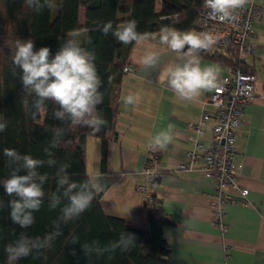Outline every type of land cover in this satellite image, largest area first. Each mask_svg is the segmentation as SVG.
Returning <instances> with one entry per match:
<instances>
[{"label":"crops","instance_id":"crops-1","mask_svg":"<svg viewBox=\"0 0 264 264\" xmlns=\"http://www.w3.org/2000/svg\"><path fill=\"white\" fill-rule=\"evenodd\" d=\"M117 1L118 6L129 5V0ZM262 11L261 19L253 23L254 52L241 58V67L253 75V97L242 109L243 122L234 142L237 178L247 192L244 198L228 195L223 231L212 221V187L198 169L200 163L189 171H176L184 152L192 147L185 122L202 109L211 110L205 103L209 92L197 103L176 97L162 77L177 57L158 39L133 43L131 47L128 64L132 73L120 79L117 114L113 130L107 133L103 168L99 164L98 140L86 138L85 171L92 182L102 185L98 199L102 211L146 226L145 205L135 186L145 183L142 170L150 135L174 125L173 141L166 149L154 151L157 177L150 188L160 214L169 221L161 227L169 264H264V2ZM122 18L117 11L115 19ZM78 21H82L81 7ZM150 50L159 53L160 63L146 69L140 61ZM200 55L202 64L219 65L222 76L230 72L231 67L218 64L202 52ZM130 93H138L140 101L125 106L122 97ZM212 124L213 119H208L195 136L202 145L209 141ZM71 126L74 130L84 128Z\"/></svg>","mask_w":264,"mask_h":264},{"label":"trees","instance_id":"trees-1","mask_svg":"<svg viewBox=\"0 0 264 264\" xmlns=\"http://www.w3.org/2000/svg\"><path fill=\"white\" fill-rule=\"evenodd\" d=\"M202 4L203 0H129V5L118 6L117 0H57V7L51 16V10L44 9L36 13L25 6L23 0H0V114L9 121L6 131L0 133V180L6 179L11 171L6 166L3 150L16 149L21 154L46 159L43 149L51 140L53 127H62L65 132V142L53 150L54 158L71 165L69 172L73 180L83 182L89 179L85 171V141L88 137L98 140L99 164L103 168L107 133L113 130L117 114V92L123 75L122 68L129 66L128 56L133 44L122 45L111 33L104 36L98 26L111 21L115 28L120 23L135 19L140 32L156 33L163 26L189 30L194 28L193 22ZM79 7L82 8L81 23L78 21ZM117 11L123 15L120 21L115 19ZM173 15L175 18H172ZM166 16L171 18L160 20ZM73 31L80 32L79 38L83 45L95 53V63L103 82L100 91L104 93V101L99 110L108 123L95 134L88 128L74 130L69 123L54 120L51 102L48 112L43 113L41 119L40 115L32 119L23 106L25 99L31 104L32 97L22 88L18 77L12 74V55L17 39H32L36 48L47 46L54 54ZM202 55L218 64L249 72L241 67L232 49L218 51L213 48L202 52ZM39 171L47 173L49 177L44 186L46 196L40 211L34 213L35 223L27 230L11 222L7 204L13 197L6 195L0 187V200L5 203V207L0 209V264H7L5 247L21 231H26L31 237H43L51 232L52 221L60 215V208L67 203L63 200L55 210H49L48 197L57 187L54 175L56 169L44 167ZM155 180L156 177L152 179L151 186ZM100 194L96 193L88 211L63 226V235L53 242L50 249L42 250L36 259L30 256L18 264H169L161 231V227L169 221L160 214L153 194L152 202L145 205L146 226L106 215L98 203ZM121 231L135 236V247L130 251L117 250L111 254L112 259L108 258L109 254L99 258L93 255L90 260L84 256L81 244L95 239L104 246L118 239ZM73 236L78 238L79 243L71 242Z\"/></svg>","mask_w":264,"mask_h":264},{"label":"clouds","instance_id":"clouds-1","mask_svg":"<svg viewBox=\"0 0 264 264\" xmlns=\"http://www.w3.org/2000/svg\"><path fill=\"white\" fill-rule=\"evenodd\" d=\"M25 6L36 13L44 9L57 7V0H23ZM249 0H203V6L212 19L233 22L239 18V12ZM135 19L127 20L113 26L111 21L98 26L104 36L109 33L122 45L141 44L151 40L159 41L160 45L177 57L167 67L162 79L168 88L181 101L197 103L206 92L218 90L222 86L223 69L216 64H202L201 52L210 51L219 42L220 37L208 31L178 30L175 27L163 26L158 33L140 32ZM78 31L68 34L58 50L53 54L50 47L36 48L32 39H17L12 55V74L18 77L22 88L31 95V104L25 99L23 106L32 119L48 112L52 105V118L61 123L88 128L93 134L107 126L99 106L104 101V93L100 91L102 79L95 63L96 56L89 51L79 38ZM90 42V41H89ZM152 45L149 44V48ZM142 65L151 69L160 63L159 53L148 51L142 58ZM19 70V71H17ZM111 79V78H109ZM125 106L136 105L140 95L128 94L122 97ZM9 121L0 114V133L6 131ZM52 136L47 147L43 149L46 159L35 158L30 154H21L16 149L5 148L3 156L6 166L11 170L6 179L0 180V187L6 195L13 197L8 201L9 218L22 230H27L35 223L34 213L40 211L46 196L44 186L49 177L39 169L55 168L56 190L48 197L49 210H55L63 200L67 203L60 208V215L52 221V231L43 237H31L21 231L18 237L5 247L7 264H18L22 259L38 258L42 250L50 249L53 242L63 235V226L77 220L88 211L97 192L102 185L92 180L77 182L69 172V163L58 162L54 158V149L64 143L65 132L62 127H53ZM174 125L150 135L147 147L150 150H164L173 141ZM25 173V174H20ZM5 207L0 200V209ZM72 243H79L73 236ZM135 247V236L121 231L118 239L101 246L98 240L81 244L86 258L95 255L102 257L117 250L128 252ZM35 254V255H34Z\"/></svg>","mask_w":264,"mask_h":264},{"label":"built area","instance_id":"built-area-1","mask_svg":"<svg viewBox=\"0 0 264 264\" xmlns=\"http://www.w3.org/2000/svg\"><path fill=\"white\" fill-rule=\"evenodd\" d=\"M264 0H249L239 12V18L233 22L212 19L203 4L197 11L193 25L196 30L217 34L220 39L214 48L218 51L232 49L236 59L241 62L243 55L254 52L253 23L263 16ZM171 17H161L167 20ZM175 18V15L172 16ZM123 74H130L129 66L122 68ZM222 86L209 92L206 96L211 110H200L195 117L185 122L188 140L192 147L184 152L176 171H189L199 162L198 169L210 181L212 187L211 216L214 225L224 230V206L228 203V195L244 198L247 190L239 184L237 167L234 164V142L239 126L242 124V109L253 97V75L240 68L231 67L230 72L222 76ZM208 119H213L209 141L206 145L199 143L195 136L201 133ZM157 155L153 150L146 152L142 174L145 183L135 186V191L142 195L143 204L152 202L151 181L157 177L155 161ZM227 193V194H226Z\"/></svg>","mask_w":264,"mask_h":264},{"label":"rangeland","instance_id":"rangeland-1","mask_svg":"<svg viewBox=\"0 0 264 264\" xmlns=\"http://www.w3.org/2000/svg\"><path fill=\"white\" fill-rule=\"evenodd\" d=\"M156 6H157V2H156ZM53 11H54V9L51 10V16L53 15ZM42 115H43V113L40 114V119H41Z\"/></svg>","mask_w":264,"mask_h":264}]
</instances>
